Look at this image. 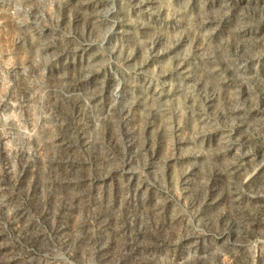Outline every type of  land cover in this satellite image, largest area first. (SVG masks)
Wrapping results in <instances>:
<instances>
[{"label": "rangeland", "instance_id": "374dc122", "mask_svg": "<svg viewBox=\"0 0 264 264\" xmlns=\"http://www.w3.org/2000/svg\"><path fill=\"white\" fill-rule=\"evenodd\" d=\"M0 264H264V0H0Z\"/></svg>", "mask_w": 264, "mask_h": 264}]
</instances>
